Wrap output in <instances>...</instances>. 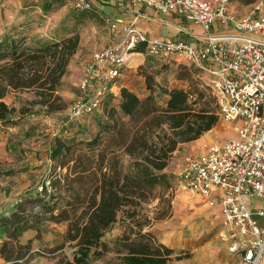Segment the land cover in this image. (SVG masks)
I'll return each mask as SVG.
<instances>
[{
    "label": "trees",
    "instance_id": "obj_1",
    "mask_svg": "<svg viewBox=\"0 0 264 264\" xmlns=\"http://www.w3.org/2000/svg\"><path fill=\"white\" fill-rule=\"evenodd\" d=\"M79 44L78 33L38 47H20L12 41L11 51L3 57L10 59L0 61V121L16 123L17 112L21 119L30 111L29 106L18 109L8 104L12 92H33L29 104L48 112L65 109L59 87ZM140 45L137 51L146 49V44ZM139 73L145 78L146 94L123 87L119 104L108 109L104 132L87 142L55 137L50 187L44 182L36 197L21 201L11 215L0 218L6 233L0 253L7 261L22 264L35 257L32 241L22 243L20 238L28 229L40 231L45 220L68 223L64 243L57 249L69 243L73 258L63 257L59 264H94L110 250L119 254L122 264H168L174 259V249L146 229L172 215L175 176L168 167L174 153L216 127L221 115L209 88L194 84L168 88L157 80L159 71L143 66ZM157 88L165 104L159 102ZM154 201L158 203L150 210ZM119 221L126 228L111 247L103 238Z\"/></svg>",
    "mask_w": 264,
    "mask_h": 264
},
{
    "label": "rangeland",
    "instance_id": "obj_2",
    "mask_svg": "<svg viewBox=\"0 0 264 264\" xmlns=\"http://www.w3.org/2000/svg\"><path fill=\"white\" fill-rule=\"evenodd\" d=\"M91 1L89 7L83 8L75 0H0V61L10 59V56L3 57L11 51L12 41L20 47H38L78 33L80 44L75 54L80 51L79 59L91 63L94 51L112 42V24L115 23L104 10V2ZM254 5L229 0V9L237 18L248 15ZM149 59L150 64L157 66L152 71H159L157 80L163 86L189 88L194 84L207 87L212 92L206 70L189 63L186 70L181 67V64H186L184 61L173 58L149 55ZM181 73H185L186 78L179 79L178 74ZM62 89L61 82L60 94ZM140 93L145 95L144 87ZM80 94V85L74 98L61 94L66 108L56 112L29 104L35 98L33 92H12L7 96L9 105L18 109L29 106L30 111L21 119L17 112L16 123L0 121V218L11 215L21 201L36 197L43 190L44 182L50 187V177L56 165L51 158L55 137L67 142H87L104 132L108 109L116 103L111 93L104 98L99 110L81 117L72 116L70 106ZM156 94L159 102L165 104V96L161 95L159 88ZM235 131L234 124L221 117L218 125L205 133L199 142L208 149L214 143L233 137ZM186 154L190 153L176 151L168 169L175 176L172 215L146 230H150L159 243L174 249V259L168 264H224L230 255L226 242L219 236V231L224 229L223 215L219 211V214L215 213L207 197L185 188L176 175L177 166ZM57 170L61 171V168ZM157 203L154 201L148 208L152 210ZM67 227V222L45 220L40 224V231L33 228L25 231L21 242L31 240L36 255L22 264H59L63 257L71 260L74 248L69 243L57 249L64 243ZM125 228L123 222H117L103 240L113 247V241L123 234ZM5 237L6 233L0 228V246ZM178 255L186 257L177 260L175 257ZM0 264L13 263L0 253ZM94 264L122 263L119 254L110 250Z\"/></svg>",
    "mask_w": 264,
    "mask_h": 264
},
{
    "label": "built area",
    "instance_id": "obj_3",
    "mask_svg": "<svg viewBox=\"0 0 264 264\" xmlns=\"http://www.w3.org/2000/svg\"><path fill=\"white\" fill-rule=\"evenodd\" d=\"M89 7V0H75ZM146 4L160 12L180 9L202 26L200 43L149 38L135 23L118 28L120 38L93 54L80 81L81 94L70 114L81 117L101 108L139 44L149 55L198 66L210 76L221 117L234 124L235 135L202 154H186L176 175L185 188L219 206L231 258L224 264H261L264 257V0L237 18L229 0H101ZM218 24L225 32L215 31Z\"/></svg>",
    "mask_w": 264,
    "mask_h": 264
},
{
    "label": "crops",
    "instance_id": "obj_4",
    "mask_svg": "<svg viewBox=\"0 0 264 264\" xmlns=\"http://www.w3.org/2000/svg\"><path fill=\"white\" fill-rule=\"evenodd\" d=\"M104 10L106 11L107 15L116 23L118 28H121L128 23H135L146 33L149 38L184 40L199 44L204 35L202 26L189 21L180 9L173 10L169 13H163L146 4L105 3ZM214 29L218 32L226 31V29L221 28L218 24L214 25ZM120 36L121 35L119 31L114 30L112 42L109 44L118 40ZM140 46L145 47L144 44H141ZM80 53L81 52L79 51L77 54H75V56H73L68 66L67 73L62 79L63 89L61 94L69 99L74 98L77 95L84 71L90 64L86 62L88 60L79 59L81 58ZM90 59L91 58H89V61ZM149 60V54L146 49L143 51L136 50L131 55V58L124 68L122 75L117 80V83L112 86L111 96L116 101V105H118L120 102L121 90L123 87H128L140 95V90L142 87H144L146 92L145 78L139 73V70L143 66L150 70H153L155 67H157L150 64ZM185 65H187V63ZM208 76L211 79L210 74ZM71 90L73 91L71 92ZM199 141L200 138L191 142L183 143L180 147L181 150H177V153L179 151L194 154L204 153L207 148L206 146L204 147ZM181 165L182 160L179 162L177 168L179 169ZM170 167L171 165H169L168 169H170ZM213 208L216 210L215 213H218L219 211L222 215L221 208L219 206H215ZM261 264H264V257Z\"/></svg>",
    "mask_w": 264,
    "mask_h": 264
}]
</instances>
